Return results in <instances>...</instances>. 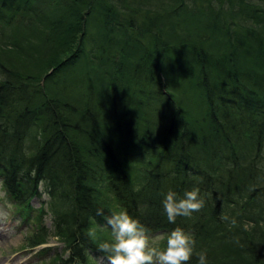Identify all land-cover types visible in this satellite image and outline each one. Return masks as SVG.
<instances>
[{"label": "trees", "instance_id": "1", "mask_svg": "<svg viewBox=\"0 0 264 264\" xmlns=\"http://www.w3.org/2000/svg\"><path fill=\"white\" fill-rule=\"evenodd\" d=\"M21 32L44 76L9 63ZM0 43V187L24 220L40 201L27 245L57 238L48 264L106 259L120 211L161 249L191 232L187 264H264V0H0ZM193 186L204 207L169 223L165 195Z\"/></svg>", "mask_w": 264, "mask_h": 264}, {"label": "clouds", "instance_id": "2", "mask_svg": "<svg viewBox=\"0 0 264 264\" xmlns=\"http://www.w3.org/2000/svg\"><path fill=\"white\" fill-rule=\"evenodd\" d=\"M204 205L205 198L198 186L186 190L183 196L170 189L162 201L167 220L172 224L178 217H190L199 212ZM96 214L102 216L103 210L97 209ZM106 225L111 229L113 241L101 243L99 250L106 254L108 264H187L195 252L193 234L179 226L167 235L166 246L161 249L154 244L150 229L127 211L108 216ZM197 255L198 264H207L205 252Z\"/></svg>", "mask_w": 264, "mask_h": 264}, {"label": "rangeland", "instance_id": "3", "mask_svg": "<svg viewBox=\"0 0 264 264\" xmlns=\"http://www.w3.org/2000/svg\"><path fill=\"white\" fill-rule=\"evenodd\" d=\"M9 33V30L4 29L5 35ZM35 37L36 33L34 32H21L19 39L14 41L12 50H7L11 55L9 63L17 65L25 73H40V76H44V72L47 71L48 65L45 63V60L41 63L36 61L39 55L36 51L38 42L35 40ZM4 41L6 42L8 40ZM0 46L3 47L4 44L0 43ZM0 54L4 56L2 51H0ZM177 94H179L181 101L187 104V108L189 107L190 115L197 116L198 113H196V110L189 105V101L181 95L180 89L179 91L177 90L176 95ZM108 128L112 130L111 126ZM28 142L29 139L27 140V143ZM43 199L45 201L47 200L46 197ZM30 205L33 212L30 214V218L27 221H24L23 217L18 214L17 209L6 200L4 192L0 187V264H48L53 258H56V256L65 255L63 244L53 236H50L47 239V243L44 246L30 248L27 245L28 238L31 236L32 232L38 228L35 224H37V210L41 206V203L38 199H34ZM111 206L114 208L112 204ZM227 211H230L229 216L231 218L233 217L234 212L237 216L239 214V210L233 211L228 209ZM247 221L248 219L243 222L245 223ZM41 222L52 231L49 214L45 213ZM108 237L113 241L112 235H109ZM152 237L155 238L154 244L159 247L161 237L157 235ZM162 237L164 238L165 236ZM211 245V250L217 252V254H220L221 252H229L230 254L235 253L237 255L236 249L224 250L220 246L214 248L212 243ZM43 248H49V251L41 253L40 250ZM38 252L39 255L37 254ZM247 253H249V250H247ZM259 255H261V252H259ZM262 260L261 263L263 262ZM250 263H257L256 258L246 259L245 264ZM94 264H108V262H104V260L98 258L95 260Z\"/></svg>", "mask_w": 264, "mask_h": 264}, {"label": "bare ground", "instance_id": "4", "mask_svg": "<svg viewBox=\"0 0 264 264\" xmlns=\"http://www.w3.org/2000/svg\"><path fill=\"white\" fill-rule=\"evenodd\" d=\"M121 186H122V184H121Z\"/></svg>", "mask_w": 264, "mask_h": 264}]
</instances>
